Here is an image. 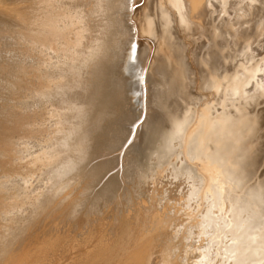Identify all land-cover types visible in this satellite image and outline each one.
<instances>
[{
	"label": "rangeland",
	"instance_id": "obj_1",
	"mask_svg": "<svg viewBox=\"0 0 264 264\" xmlns=\"http://www.w3.org/2000/svg\"><path fill=\"white\" fill-rule=\"evenodd\" d=\"M14 1L10 0L8 3V1L5 0L4 3L7 7L13 8L11 10L14 11V16H6L5 14L0 13V263L16 248H18L20 252L19 256H24L22 254L27 252L31 255L30 259L33 261L37 252L40 251L38 248V239L42 237L41 235H44V233L46 234V231L55 233L56 229L73 230L76 239H78L85 236L92 224H95L98 227L100 223L102 224V227L104 226L103 229H112V232L109 230L111 237H109V239L107 237L110 246H108L107 243L106 250L109 249L108 247L111 248L113 246V248L110 249L111 251L117 249L123 252V250L126 248L125 245H127L126 241L128 242L129 238L134 237L135 239H141L146 237L148 230H150L149 233L152 231L151 229L153 226V228H156L158 224H165L164 226L160 225L162 228L159 226L157 229L158 234H162V242L160 247L165 249L167 254L169 253L165 261L166 264H230L229 261H231L233 255L235 254V251L239 246V242L241 243V241L247 237V233L249 232V235H254L257 233L255 236H258V232H262V230H264L259 228L261 224H258V226L256 223L261 220L260 222L264 224V218H262L264 216V177H262L264 176V114L261 115L259 120L261 122L259 123V126L255 128L253 133H256V137L254 138L255 145L245 148L246 143L248 142L246 135L250 134V129H243L245 132V134L243 132L245 137L235 139V141L240 144V153L243 151L248 156L251 155L249 156L251 158L247 156V160L249 161H251L250 159H252L253 156L255 157L256 154H259L257 152L260 149V155L262 159H260L261 161H258L259 164H242V161H245L237 154V152L233 150H230V152L232 151V153H230L231 155L226 151L229 157L227 153H220L221 156L226 154L228 159L225 157V155V159L224 157L222 158L226 162H228V160H233V158L234 161L236 159V163L235 166L233 165V168H230V166L227 165L231 170L227 168L226 171L227 166L225 167L224 165V169L222 166L220 167V165L217 164L219 160H216L217 163H215V160L208 161L209 157L204 156L207 152V150L204 151V147L206 146L208 149L209 146H213L214 143H212V141L214 138L210 139L208 137L211 133V138L215 130H217L214 133L215 138L216 136H219V134L221 135V139L218 137L216 138L217 140L219 139L218 143L221 141H229L228 136H223L221 131H219V133V129L216 128V125L214 128V124H211L208 119L213 113V105L210 104L214 97L211 92L213 89L205 87L201 75H199L197 80L194 81V88L192 86L193 82L190 80V78H187V81L190 84L187 85V88H183L182 82L181 84L176 82V79L179 77V71L181 72L180 66L184 63L186 58V53L188 52V55L192 56L191 58L195 56L192 48L195 49L196 42L190 37L188 38L187 34L183 33L182 35L187 36L185 38L187 39L186 42H189V44L187 43L184 46V44L180 42V38H182L181 35H177V31H175V34L174 27H171L174 33L170 40V44L167 46V49L164 45L157 44V40L161 41L160 39H155L151 37L152 35L148 36L144 33V35L141 34L144 32L143 29L145 30L144 18H146V16L142 17V14L146 15L147 13V15H149V11L153 19L154 28H157L156 24L159 22L157 15L159 13V9L157 10V7L160 3L164 4L166 1H169L142 0V7L143 5L144 7L140 8L141 10H135V13L137 12L135 14L136 17L139 15L138 18H136L137 22L135 20V22H133V20L129 18V23L131 24L132 22L131 25H135L134 23L138 24L142 31L141 32L139 30L142 36H139L140 38H138V41L140 40V42H143L144 44L146 43L147 47L149 46L148 51L151 50L149 51L151 53V57L153 58V56H155V59H153L155 62L158 60V63L161 60V57L159 56V54H161L160 51L164 52V50H168V57L171 58V63L176 68H178L179 71L173 72L172 70H164L158 67L160 64L157 62L155 64L151 58L152 65H157V69H154V72H156L154 73L155 78H153L159 80L160 83L164 82L163 87L165 86V89L160 88L162 84L158 83L159 81L157 82V80L152 79L153 84L151 87L152 91L150 90V93L153 95L154 90L156 91L153 96L151 95V105L148 101L147 118L143 115L141 116V119L144 120V125L138 130L137 134V140L141 145V148L147 145L146 148L144 147V150H146L145 155L139 162L126 163V169L124 165V172L121 171L120 173L115 174L114 178L107 180V176L101 177L98 175L99 172L97 174V170L92 171V169H94V165L97 164L99 156L102 154V149L105 146L107 139H109L110 128L114 125L112 120V111L114 110V107L117 106L114 105V107H109L105 103L107 87L105 86L106 84L104 81L100 82L98 73L99 62L104 60L103 57L106 56V52L114 50V43L117 37L116 32L121 28V26L116 23L115 13L111 12L116 0H74V4L72 6L73 8L71 9L75 10L76 18L79 22V26L82 27V31L81 33L75 31L74 34L69 33L70 36L78 33V36H73V38L68 36L66 33L65 37L67 35L69 38H67L68 40L66 38L65 39L68 42L71 40L75 41H71L70 44H67L70 48H72L68 49V47H65L66 51L63 50L64 52L67 53V51L70 50L67 54L61 56L63 54L61 53L55 57L52 55L51 59L49 58L50 61H46V59L50 57L46 55V39L43 43V39H40L41 41H39V38L32 36L30 37V40L26 42V40L22 39L23 36L20 35L24 29V26H22L23 24L20 25L21 23L15 22V20L21 22V19H26L24 15L33 9L32 3L34 1H37L35 2L37 8H39L40 5L42 6V1L16 0L18 1L17 3H14ZM38 3H40V5ZM40 8L38 11L36 9L33 10V12L36 11V13H38L36 14L34 12L37 16L39 15V10H41ZM16 10L17 12L19 11L20 14L22 10L23 16L18 15ZM23 10H25V12ZM35 14L33 15L31 12L32 17H34ZM16 15H18V19L16 18ZM40 16H44L46 18L45 13L42 15L40 14ZM139 18L141 24L140 22L138 23L139 20L137 19ZM31 19H35V17ZM24 20L23 23L25 22ZM239 23L240 21H238L237 24ZM237 24H235L234 27H236ZM190 41H193V43ZM149 43H152L153 45L150 47ZM71 44H73V46H70ZM186 47H188V49ZM185 49H187V51ZM157 56L159 59L156 58ZM47 66H49V68ZM159 68L162 70H159ZM165 71H168L166 76L164 75ZM246 71L247 69H240L238 71L239 76L242 78H247L250 73ZM46 74L48 76H46ZM162 75H164V79H162ZM253 76L250 78V85L252 84V87H248L250 80L240 87V89L242 88V91L244 92L242 95H239V91H236V94L235 92L232 93L231 87H229L228 90H225L226 88L222 89L221 97L218 99L219 105L223 103L224 108L229 109L234 105V103L231 101V98H233L236 102H242H238L236 105L242 104V107L244 106L243 109L248 111L247 109L249 108L245 105L249 104L253 98V93H255L258 96V108L263 107L264 105H262L261 101L264 100V84L260 79H253L256 78L255 74ZM167 79H173L174 84L172 87L167 85V83H169V80ZM252 80L255 81L253 82ZM154 82L158 86L160 85L159 88L157 85L154 86ZM255 84L256 87L258 86L256 90L254 89ZM248 88H250V90ZM157 89L160 92H157ZM161 89L163 90L161 91ZM177 91L180 93L179 95H175ZM187 92L188 95L191 96L192 104L190 106L185 105L186 102L183 100L187 97ZM157 95L164 97L163 99L165 101L162 102L163 99H160V97ZM153 97L159 100H156ZM153 99H155L156 103L153 101ZM157 101H161L162 104L161 102ZM171 102H174L176 107V112L171 113L183 115L185 114L184 112L188 111L186 112L187 115H181L180 117V119L183 117H185V119L178 121L180 126H188L185 128L186 130L182 128L184 126L180 127L176 124L175 125L178 127H172L173 123L171 122H173L174 119L168 117L167 114H169V106L166 108V104ZM214 103L217 104L215 101ZM158 105L160 107L166 105V107L163 106L166 109L162 107V110ZM181 105H185V107L183 106L184 108H186V106H189L190 108L188 107L189 110L187 108L183 109L181 108ZM165 110V115L167 116L162 114ZM166 117L169 119L171 118L170 120L172 121L170 122V120ZM188 118L191 120H186ZM207 119L210 124H206L209 123ZM122 121H124V119H122ZM166 121L168 123L170 122L169 124L171 125H168ZM183 121L187 124L185 123V125ZM181 122H183V124ZM212 125L213 128L211 127ZM167 127L169 129L172 127V130L167 129ZM179 127L181 130H183V134L181 133L182 131L180 132ZM208 127L210 129H208ZM211 128L214 131H212ZM164 129L165 131L167 130V132L169 131L170 134L169 132L165 133ZM174 129L177 130L176 133L180 132V134L174 133ZM200 130L203 131L204 136H202V131L200 132ZM204 131H208L207 134ZM258 131L260 132L257 133ZM195 133L199 136L201 134L200 137L197 136L199 140L196 139ZM171 134L172 136L170 137ZM205 134L207 136H205ZM215 134L217 135L215 136ZM113 137L114 136L111 138ZM205 137L207 138L205 139ZM209 139L211 140V143L209 142ZM240 139H245V141ZM241 141L242 143H240ZM190 142H192V144ZM213 142L216 144L217 141L214 140ZM243 143L244 145H241ZM193 148L194 150H192ZM163 149L167 152L163 151ZM189 149L190 151H188ZM191 150L196 152L199 151L197 152L198 154L194 152V154L196 153L195 155L197 156H194ZM172 152L173 154H170ZM159 153L161 154V158H158L160 155ZM201 153L203 154L204 158L207 157L205 158L207 161H204ZM169 154L173 156L168 157L167 155ZM177 155H180V157L182 156L181 158L184 157V159H180V157ZM198 155L202 156L203 160L198 159V157L201 158ZM165 156L168 157L169 162ZM186 156H189L190 158L188 157L185 159ZM194 157L200 160L199 162H202L195 163L197 159ZM163 158L166 159V162H163L165 160H163ZM176 158L177 163L175 161ZM170 161L173 162L172 166H169ZM167 162L168 164H165ZM203 162L205 163L204 165ZM259 165H261V167ZM210 167H212L214 170ZM197 170H199V172ZM202 171L205 175H207L205 176V179ZM211 173H214L212 180L210 177H208L210 175L212 176ZM251 177L253 179H251ZM235 179H238L236 180L238 183L235 181ZM218 183L222 185H219L220 188L218 187ZM245 184H247L246 188ZM254 186L256 187L254 188ZM168 187L170 188V191L175 192L171 193L168 190ZM221 187H224L223 190ZM220 189L222 190L220 191L221 193L218 192ZM214 190H218L216 194ZM213 191L215 195L211 194ZM252 192H256L257 194H251ZM173 193H176V197L175 194L173 195ZM207 194H211V198L212 196L216 197L215 200L213 199L214 197L212 198L214 203L212 199L210 200V198H208L210 196ZM244 194L246 197L250 196L254 199L248 200L250 197H247L246 199ZM217 196L218 198L220 197L219 199H222L223 202L217 199ZM255 197H257V199ZM170 198H172V200ZM179 199L186 205L185 210H183L184 212L182 211V205L178 204ZM260 199H263L262 202ZM209 200L211 201L210 206L211 204L213 205V207L211 206L212 208L209 206L210 209L209 207L207 208L209 205L207 203L210 202ZM171 201H174L177 205ZM215 201L218 203L217 207L215 206ZM247 201H249V203L251 201H255L254 204L256 205H253L256 207L248 204ZM170 202L173 205H170ZM233 202L236 203V205ZM230 203L235 206H240L241 203L247 206L244 205V207L241 204L243 207H236L240 212L237 211L238 215L233 216L235 211H232L231 208L233 205ZM228 204L232 207H229ZM228 207L229 209H227ZM257 207L258 209L261 208L260 210H257L259 213L256 211ZM252 208H255V211ZM170 210H173V212L171 213ZM203 210L205 212L207 211L206 213L210 211L209 214L211 215H207ZM176 212L178 213L179 217H182V219H177ZM156 213L159 214L157 215ZM154 214L157 215V219H160L157 221L158 223H156L154 220L156 218V215ZM222 214L226 215L225 218H223L224 216H222ZM217 215L220 217H217ZM230 215L233 216V218L237 217L235 218L236 221H234L235 219H232ZM239 215H242V218ZM148 216L152 219L150 220ZM158 216L160 217L158 218ZM214 216L217 218H215L217 221L214 219ZM226 217H230L231 219L228 221V218ZM162 218L168 222L166 221V223L165 220H163L165 223L160 222L162 221ZM218 219L221 221H218ZM223 219L226 224L224 226L225 228L222 226V224L224 225ZM141 220H143V223L140 222ZM152 220H154L153 224L156 226L151 224ZM172 220L174 222H172ZM231 220L234 222V225L232 224L233 222ZM239 220H241V223ZM138 221L141 223V226L144 229L141 228L140 224L138 225ZM169 221H171L173 224L171 222L169 224ZM204 221H207V223L205 222V224L202 223L201 225V222ZM182 222L183 224H181ZM238 222L240 224H237ZM244 222H246V224ZM145 223L147 224L144 225ZM220 223L221 225H219ZM227 223H229V225ZM135 224L138 225L136 230H131L130 226L132 225L131 228L133 229ZM166 225L167 227L165 228ZM253 225L255 228L257 227L258 232L255 228H253ZM144 226H146V228ZM147 227L149 229H147ZM261 227L264 228V225H261ZM139 228H141V231ZM219 228L223 229L220 230ZM251 228H253V230ZM218 229L220 233L218 232ZM231 229H235V231ZM228 230H230V232L233 231L232 234ZM251 230L252 232L254 231L252 234H250ZM166 231L168 232L166 233ZM96 232L98 231L96 230ZM142 232H144V234H142ZM163 232L164 234H167V236L164 235ZM174 233H176V235H174ZM155 234L157 235V233ZM29 235L32 236L29 238L36 239L35 242L38 245L36 243H33L32 246L25 244V242L28 240L27 236ZM262 236L264 237V234L262 235V233H259L258 237L263 238ZM241 237H243L242 240H239ZM110 238L111 240H115L111 241ZM152 238H155V235ZM120 239L123 241H120ZM110 242H112L114 245L111 246ZM118 242L123 245L125 243L126 244L124 246H120ZM263 245L264 244L262 243V248L264 247ZM118 246L120 248L122 247V249L124 247V249L121 250L120 248H115ZM155 247L157 248V246ZM124 251L127 250L125 249ZM147 251H149L148 246L146 247L145 252ZM261 251L263 252L264 250L261 249ZM262 255L263 259L264 252ZM262 259L260 258L259 262L263 261L264 264V260ZM165 262L163 264H165Z\"/></svg>",
	"mask_w": 264,
	"mask_h": 264
},
{
	"label": "bare ground",
	"instance_id": "obj_2",
	"mask_svg": "<svg viewBox=\"0 0 264 264\" xmlns=\"http://www.w3.org/2000/svg\"><path fill=\"white\" fill-rule=\"evenodd\" d=\"M7 1L9 3L10 0H7ZM15 1H14V3H17L18 2V1H16V2ZM41 1H42V6L40 5V3H38L41 6V8L39 6V8L41 10H39V15L38 16L36 15V14H38V13H36V11H34L36 14L33 12L34 9H36L37 11L39 9V8H37L36 3H35L37 1H34L32 3L33 4V6H32L33 9H31V11L28 10L29 12L26 13V14L23 13V14L26 15V16L24 15V17L26 18L25 20L24 19H21V18H20L21 19V22L18 21V20L16 21L15 19L14 20L17 23H21L20 25L23 24L22 26H24V29L22 30V34H20V35L23 36L22 39L26 40V42H28L30 40V37H32V36H34L35 38H39V41H41L40 39H43V41H42L43 43L45 42V39H46V42H45V44H46V53H47L46 55L50 56V57H48L46 59V61L47 60L50 61L52 55H54V57H55V56L60 55L61 53H63L61 55V56H63L65 54H67L68 51H70V50H68L70 47L67 45V44H70L71 41H72L71 39H69V40H71L70 42L67 41L68 40L67 38H69L68 36H70L69 33L74 34V31L75 32H78V33H81L82 27L79 26V22H78V20L76 18L75 10L74 9H71V8H73L72 6L74 4L73 3L74 0H41ZM41 1H39V2H41ZM4 3H5V0H0V13L5 14L6 16L7 15L8 16L9 15L10 16L11 15L14 16L13 15L14 11L11 10L13 8L7 7ZM162 4L163 3H160L158 5V7H157V10L159 9V13L157 12L158 13L157 15H158V18H159V22L156 24L157 28H154L153 19L151 17V13L149 11H148L149 15H147V13H146L147 10L145 11L146 15H143L142 13H140V14H142V17L143 16L144 17L146 16V18H144L145 19V26H144L145 30L143 29L144 32L141 31L140 26H138V24L134 23L135 25H131L132 22H131V24L129 23V18L132 19L133 22H135L136 21V18H138L139 15L137 14L138 16L136 17L135 14L137 12L135 13V10H129V8L127 7V0H116L115 5L113 6V9H111V12H114L115 13L116 23L119 24L121 26V28L119 30H117V32H116L117 37H116L115 43H114L115 44L114 45V50H110V51L106 52L107 53L106 56L103 57L104 60H102L101 62H99L98 73H99L100 82L101 81H104V83L106 84L105 86L107 87V93H106V96H105V103L109 107L110 106L111 107H114V105H117V106L114 107V110L112 109L113 110L112 111V116H113L112 117V120H113L114 125H113V127L110 128V136H109V139H107V141L105 143V146L102 149V154H101V156H99V160H98L97 164L94 165V167H93L94 169H92V171L97 170V174L99 172V174H98L99 176H101V177L107 176V180H109L111 178H114V175L115 174L120 173L121 171L124 172L125 171L124 170V165L126 163H129V162H139L144 157L145 151H146V150H144V147L146 148L147 145H145L144 147L141 148V145L138 143V140H137L138 130L133 131L131 133V135H130V129L132 127V123L136 120L137 116H140V117L142 116L141 113H143V116H145L147 118V115H148V113H147V111H148V101H149L148 95L151 94L150 93V90H151V87H152V84H153L152 83L153 82L152 79L155 78L154 77L155 76L154 73H156V72H154V69H157L156 68L157 65H154L153 66L152 63H151V58L152 57H151V53L149 52L151 50L148 51V47L149 46L147 47V44L146 43H145L146 44L145 45L143 42H140V40L138 41V38H140L139 36L141 34H143V33L144 34H147L148 36L149 35L150 36L152 35L151 37H153L155 39H160L161 40V41L157 40V44L158 45H164L165 48L167 49V46L170 44V40H171L172 35H173V33L175 31H177V35L178 34L181 35L182 38H180L181 39L180 42L182 44H184V46L187 43L189 44V42H186L187 39H185L188 36V38L190 37L191 39H193V41L196 42L195 48L198 46L199 43H203L204 41H206L208 39V36L211 35L212 41L216 45V49L218 50L219 56H220V59L215 62V66L214 67H205L204 71L201 72L199 75L202 76L203 83L205 84V87L206 88L213 89V91H211V92L214 95V97H213V100L210 103L211 105H213V113H212V115L209 113L211 116L208 119L211 122V124H214V128H215V125H216V128L219 129L218 132L221 131L223 133V136H226V137L228 136L229 141H221L220 143H218L219 139H221L220 138L221 135L219 134V136H216L217 134H215L216 138L217 137L219 138L218 140L214 137V133L217 130L214 131L212 129L213 128V125H212L211 126L212 127L211 130L214 131V133H213L212 138L210 137L212 133L208 137L210 139H213L214 138L213 141L216 140L217 142L215 144V142L212 141V143H214V144H213V146L211 145V147L209 146L208 149L206 148V146L204 147L205 148L204 151L207 150L206 155H204V156H208L209 157L208 158V161H211V160L212 161L219 160L218 163H217V161L215 163L219 164L220 167L222 166L223 169L227 165L230 166V168H233V165L235 166L236 159L234 161V158H233V160H228V162H226V161H224L222 159L224 157V155L226 157V154H224L223 156L220 155V153L222 154V152H224V153L229 152V154H230V153H232V151L230 152V150H233V151L237 152V154L245 161V162L242 161V164H245V163H247V164L248 163H252V164L254 163V165L257 164L258 161H261L260 159H262V157L260 155V149L258 148L259 151L257 152L259 154H256V152H255V154L258 155V156H256V155H255V157L253 156V158L250 159L251 161H249V160H247L248 159L247 158L248 155L245 152L242 151L240 153V146H239L240 144H238L237 141H235L236 138H240V137L243 138V137H245V135H244L245 132H244L243 129H248V130L250 129V132H249L250 134L246 135V138L248 139L247 140L248 142L246 143V147L245 148H249L250 146L255 145L254 144V138L256 137V133L255 134H253V133L255 131V128L258 127L259 126V123L261 122V121H259L261 115L264 114V106L261 107V108H258V106H257V104H258L257 103L258 102L257 101V99H258L257 94L253 93V95H252L253 98L249 102V104H247V105L244 104L245 106H248V108H249V109H247L248 111H246V110L243 109L244 106L242 107V104H240L242 102H240V101H237L236 102L233 98H231V101L234 103V105L231 108H229V109L224 108V104L223 103L221 105H219L218 99L221 97V91H222V89L226 88L225 90H228L229 87H231L232 93L235 92V94H236V91H239V95H242L244 92L242 91V88L240 89V87H242L244 83H246L247 81H249L250 78L254 74H255V77L256 78H253V79H260L263 82V84H264V52L259 51L260 49L264 48V40H260L259 39V36H260L261 32L264 31V3H262L261 5H259V7L257 5H254L253 0H169V1H166L163 5ZM23 6H25V5H23ZM143 7H144V5H143ZM143 7H141V8H143ZM144 9H143V11H144ZM23 11L25 12V10H23ZM26 11H27V9H26ZM16 12H17V10H16ZM31 12H32L33 15L35 14V16H34L35 19H31V18H34V17H32ZM17 13H18V15L23 16L22 15V10H21V14L19 13V11ZM43 13H45L46 18L44 16H40V14L42 15ZM18 15H16V18L17 19H18V17H17ZM23 20L25 21L24 23H23ZM137 20H139L138 23L140 22V24H141L140 18L137 19ZM238 21H240L239 24H237ZM253 23H255V25H256L255 33L249 34L250 33V29L252 28ZM235 24H237L236 27H234ZM171 27H174L176 30L174 29V32H173V30H172ZM142 28H143V26H142ZM154 29H157V30H154ZM66 33L68 34V36L66 35V37H65V34ZM78 33H76L73 36H76ZM183 33L187 34V36L186 35H182ZM241 33H244L248 37L247 39H243L242 44L240 42V34ZM175 34H176V32H175ZM73 36H70V37L73 38ZM130 38H131L132 43H134V44H136L138 46V48H137L138 56H139L140 60L143 62L142 66L145 69H147V73L145 74L146 82L143 85H135V84L130 85L131 92L128 95H125L124 91L118 87V85H119V78L117 76V72H118L117 65L120 63V59L124 55L125 48L127 47ZM193 41H190V42L193 43ZM72 42H75V41H72ZM221 44L223 45L222 47H221ZM152 45L153 44L151 43L150 44V47ZM70 46H73V44H71ZM65 47L66 48L68 47L67 53L64 52V51H66V48ZM186 48L188 49V47H186ZM187 49H185V50L187 51ZM189 49H190V47H189ZM192 50H193V48H192ZM160 53L161 54H159V56L161 57V60L159 61V63L157 62L158 60H156V62L158 64H160V65H158V67H160V68H162L164 70L165 69L166 70H169V71L172 70L173 72L179 71L178 68H176L171 63V58L168 57V55H169V51L168 50L167 51L164 50V52L163 51H160ZM189 54H190V52H189ZM191 54H192V51H191ZM154 57L155 56H153V58ZM191 57L192 56L191 55H188V52H187L186 53V58L184 60V63L181 64V66H180L181 72L179 71V77L176 79L177 80L176 82H178V84H181V82H182L183 88H185V87L187 88V85L189 84L188 81H187V78H190V80L194 83V81H196L197 78L199 77L193 71L192 63H191L195 59V56L193 58H191ZM153 58H152V61L155 62L154 61L155 58L154 59ZM156 58L159 59L158 56ZM48 62H46V63L49 64L50 62L49 63ZM156 62H155V64H156ZM47 67L49 68V66H47ZM160 68H159V70H162ZM243 68L244 69H247L246 72L250 73L247 76V78H242L238 74V71L240 69H243ZM164 70H163V72H164ZM46 71L48 72L47 69H46ZM167 72L165 71V74H164L165 76H166V73ZM205 73H206V75H205ZM164 75H162V77H163L162 79H164ZM46 76H48V75L46 74ZM168 76H167V78H168ZM165 79H166V77H165ZM154 80H157V79H154ZM167 80H169L168 81L169 83H167V85H169L170 87H172L173 84H174L173 79H167ZM158 81L159 80H157V82ZM252 81L254 82L255 80H252ZM158 83H160V81ZM163 83H160V84H162L160 88L165 89L164 88L165 86L163 87ZM197 83H198V81H197ZM250 83H251V80L249 82V86L248 87H250V86L252 87V84L250 85ZM154 84H155L154 86L157 85L155 82H154ZM159 86L157 85L158 88H159ZM257 87H256V84H255V88L254 87L253 88L256 90ZM163 89H161V91ZM244 89H246V88H244ZM248 89L250 90V88H248ZM155 91L156 90H154V92H153L154 94H155ZM132 92H137V93H141V94L140 95H132L131 94ZM157 92H160V91L157 89ZM156 94H158V93H156ZM179 94L180 93L177 91L175 95H179ZM119 95H120V97H119ZM157 96H155V97L156 98L160 97V96H158V97ZM155 97H153V98H155ZM161 98L163 99L164 97H160V99ZM155 99H153L154 102H155ZM156 100H159V99H156ZM183 100L186 102L185 105H189L190 106L192 104L191 96L188 95V92H187V97L185 99H183ZM161 101H157V102H161ZM164 101L165 100L163 99L162 102H164ZM214 101L217 102V104H215ZM162 102H161V104H162ZM238 102H240L239 103L240 105H236V103L238 104ZM149 104L151 105V103H149ZM168 104H166L167 107H166V105H163V106H165L166 108H168V106H169V110L168 109L167 110L169 111L170 116H169V114H167V115H168V117H171L174 120H173V122H171L172 121V120H170L171 118L170 119L168 117H166V118H168L170 120V122L173 123L172 127L173 126H176V125H179L180 126V124H179L178 121L181 120V119L182 120L185 119V117H183V118L180 119V117H181L182 114L177 115L176 113H174V114L171 113V112H176L175 111V109H176L175 103L174 102H171V103H168ZM185 105H181V108H183V109H186L187 108L189 110L190 107L188 106L189 107L188 108L186 106V108H184ZM162 107H160V108L162 109ZM165 107H163V108H165ZM211 108H212V106H211ZM163 112L164 113H162V114H164V116H167V115H165L166 110L163 111ZM186 112H188V111H186ZM186 112H184V113L186 114ZM185 114H183L182 116H184ZM209 114H207V115H209ZM205 116H206V113H205ZM189 118L186 119V120H191ZM122 119H124V121H122ZM208 119H207V121H208ZM183 122H181V123L183 124ZM186 122H184V124ZM210 122L209 123H206V124H210ZM166 123L168 125H171L167 121H166ZM182 126H184V125H181L180 127H182ZM168 127H170V126H168ZM168 127H167V129H169ZM172 127L170 128L171 130H172ZM176 127H178V126H176ZM180 127H179L180 132L182 131L181 133L183 134V130H181ZM187 127L188 126L186 125V127L184 126L182 128L185 129ZM165 129H164V131H165ZM176 129H178V128H176ZM176 129H174L175 132L174 131H172V132L176 133V131H177ZM208 129H210V128L208 127ZM201 131L202 130H200V132ZM168 132H167V130L165 131V133H168ZM180 132H178V133L180 134ZM207 132H205V133L207 134ZM243 132H244V134H243ZM259 132L260 131H258L257 133H259ZM174 133H173V135H174ZM178 133H176V134H178ZM169 134H170V132H169ZM201 134H202V136H204L203 135L204 134L203 131H202ZM201 134H200V136H201ZM206 134H205V136H207ZM241 135H243V136H241ZM112 136H114V137L111 138ZM171 136H172V134L170 135V137ZM195 136H196V139L199 140V138L197 137L199 135L196 134ZM206 138L207 137H205V139ZM126 139L127 140H130L131 143L125 144ZM174 139H176V138H174ZM183 139H184V137H183ZM2 140H3V138H2ZM240 140L245 141V139H240ZM207 141H206V143H207ZM13 142H14V140H13ZM171 142H172V140H171ZM202 142H203V139H202ZM209 142L211 143V140ZM190 143L192 144V142H190ZM240 143H242V141ZM244 143L241 144V145H244ZM122 144L125 145L123 148L121 147ZM181 146H183V145H181ZM193 146H194V144H193ZM241 149H244V148H241ZM192 150H194V148ZM163 151H165V150L163 149ZM188 151H190V149ZM255 151H256V149H255ZM165 152H167V151H165ZM194 152H196V151H192V154H194ZM197 152H199V151H197ZM170 154H173V152L170 153ZM177 154H178V152H177ZM195 154H194V156H197ZM204 154H205V152H204ZM157 155H158V153H157ZM169 155H167V156L168 157L173 156V155H170V156ZM200 155H198V156H200ZM227 155H228V153H227ZM177 156L180 157V155H177ZM202 156H203V154H202ZM202 156H200L201 158L198 157V159L201 160L202 159ZM204 156H203V158H204ZM235 156H236V154H235ZM249 156H251V155H249ZM168 157H166V159H168ZM179 157H177V158H179ZM181 157H180V159H184V157L183 158H181ZM188 157L186 156L185 159H187ZM192 157H193V155H192ZM225 157H224V159H225ZM228 157H229V155H228ZM158 158H161V154L158 156ZM177 158L175 159V161L177 160ZM205 158H207V157H205ZM205 158H204V161L205 160L207 161V159H205ZM231 158H232V156H231ZM249 158H251V157H249ZM164 159L165 158H163V160ZM166 159L164 161L163 160L162 161L163 162H166ZM195 159H197V158H195ZM198 159L195 161V163L196 162L198 163L200 161ZM238 160H239V158H238ZM168 162H169V159H168ZM168 162L165 163V164H168ZM178 162H181V161H178ZM201 162H199V163H201ZM238 162H240V161H238ZM170 163H169V166H172L173 165L172 164L173 162L170 161ZM176 163H177V161H176ZM232 163H234V164H232ZM204 164L205 163L203 162V165ZM239 164H241V163H239ZM206 166H208V165H206ZM228 166L226 167V171H227V168H229ZM259 166L261 167V165H259ZM210 168H212V167H210ZM254 168H255V166H254ZM125 169H126V165H125ZM208 169H209V167H208ZM215 169H217V168H215ZM234 169H235V167H234ZM197 171L199 172V170H197ZM248 171H247V173H248ZM95 172H93V173H95ZM207 172H210V171H207ZM228 173H229V171H228ZM247 173H245V174H247ZM203 174H204V172H203ZM206 174H208V173H206ZM213 174H212V176L211 175L208 176V177H210L211 180L213 178ZM254 174H256V173H254ZM166 176H168V175H166ZM203 176H204V179H205V176H207V175L204 174ZM162 177H164V176H162ZM252 177H254V176H252ZM252 177H251V179H253ZM262 177H264V176H262ZM238 179H235V181L238 180ZM217 180H219V179H217ZM208 181H209V179H208ZM255 181H254V184H255ZM236 182L238 183V181H236ZM219 183H218V187L220 185ZM221 184H222V182H221ZM249 184H250V182H249ZM246 185L247 184H245V188H246ZM262 185H263V183H262ZM212 186H214V185H212ZM220 186H222V185H220ZM259 186H261V185H259ZM169 187H171V186H169ZM255 187L256 186H254V188ZM223 188L224 187H221L222 190H223ZM254 188H253V190H254ZM166 189H167V186H166ZM221 189L219 191L218 190L217 191L220 192V191H222ZM168 190L170 191V188ZM249 190H251V189H249ZM207 191H209V190H207ZM214 191H215V194H216L217 191L216 190H214ZM214 191H213V193H211L212 195H215L214 194ZM170 192L172 193V192H175V191H170ZM250 192H247V193H250ZM254 193L257 194L256 192H254ZM254 193L252 192L251 194H254ZM174 194H175V197H176V193H173V195ZM207 195H209V194H207ZM260 195H262V194H260ZM171 196H172V194H171ZM242 197H241V199H242ZM245 197H246V195H245ZM247 197H250V196H247ZM247 197H246V199H247ZM252 197H254V196H252ZM172 198H170V199L172 200ZM208 198H210V200L212 198L215 200L216 197L215 196H212V198H211V196H210ZM219 198L217 196V199H219ZM255 198L257 199V197H255ZM213 199H212V201L214 203V200ZM246 199H245V201H246ZM249 199H252L253 200L254 198H251L250 197V198H248V200ZM219 200H221L223 202L222 199H219ZM260 200L262 202L263 199H260ZM171 202H170V205H173V204H171ZM247 202H248V204L253 205L255 201L254 202L251 201L250 203H249V201H247ZM210 203H211V201L209 203H207V204H209L207 206V208L210 206ZM215 203H216L215 206L217 207V204H218L217 201H215ZM224 203H225V201H224ZM174 204H175V202H174ZM178 204H181L182 205V207H183L182 208V211L185 210L186 205H185V203L183 201H180V199H179ZM221 204H223V203H221ZM234 204L236 205V203H234ZM241 204H240V206L239 205L238 206H235V205L231 204V205H233V207L231 205L229 206V204H228L229 207H232L231 208L232 211L233 212L235 211L234 213L231 211L234 214L233 216L238 215L237 214V211H238L237 208L238 207H243L245 205V204L244 205L242 204L243 206H241ZM175 205H177V204H175ZM254 205H256V204H254ZM211 206L213 207L212 204H211ZM245 206H247V205H245ZM248 206H250V205H248ZM210 207H209V209H210ZM229 207L227 209H229ZM254 207H256V206H254ZM205 208H206V206H205ZM205 208H204V210H205ZM234 208H235V210H234ZM168 209H169V207H168ZM214 209H216V208H214ZM260 209H258V207H257L256 211L257 210H260ZM173 210L172 211L170 210L171 213L173 212ZM179 210H181V209H179ZM206 210H208V209H206ZM253 210H250V211H253ZM180 212H179V214H180ZM209 212L206 213V214L210 216L211 214H209ZM226 212H227V210H226ZM238 212H240V211H238ZM245 212H247V211H245ZM215 213H216V211H215ZM156 214H154V215H156ZM224 214L229 215L227 213H224ZM243 214H244V212H243ZM154 215H152V216H154ZM157 215H156V218L154 219L156 221V223H158L157 221L160 220V219H157ZM212 215H213V213H212ZM226 215H223L222 214V216H224L223 218H225ZM231 215H230V217L232 219L237 218V217L233 218V216H231ZM159 217L160 216H158V218ZM175 217H176V215H175ZM178 217H179V215L177 213V219H180V218L182 219V217H179V218ZM217 217H220V216L217 215ZM230 217L229 218L226 217V218H228V221H229V219H231ZM252 217H253V215H252ZM260 217H262V216H260ZM215 218L216 217L214 216V219ZM262 218H264V216ZM151 219L152 218H150V220ZM243 219H244V217H243ZM250 219H251V217H250ZM154 220H152V223L151 224H153V221ZM163 220H165V219L162 218V221H160V222L163 223L164 222ZM169 220H171V219H169ZM173 220H174V218H173ZM173 220H172V222H174ZM142 221L143 220H141L140 222L143 223ZM166 221L167 220H165V222ZM207 221L201 222V225H202V223H204V224H205V222L207 223ZM216 221H215V223H216ZM218 221H221V220L218 219ZM234 221H236V219ZM239 221L241 223V220H239ZM260 221L259 222H256L257 225L258 224L259 225L260 224L261 225H264ZM170 222L171 221H169V224H170ZM223 222H224V219H223ZM141 223H139V221H138V225L140 224V226H141ZM221 223L219 225H221ZM240 223L238 222L237 224H240ZM244 223L246 224V222H244ZM256 223L254 222L255 225H256ZM146 224L147 223H145L144 225H146ZM174 224H176V223H174ZM181 224H183V222ZM227 224L229 225V223H227ZM232 224L234 225V222ZM232 224H230V225H232ZM138 225L137 224H135V226L133 225L134 226L133 229L131 228L132 227V225H131L130 226V229L131 230H136V227ZM153 225H155V224H153ZM160 225L158 224L157 227H159ZM164 225L162 224L161 226H164ZM225 225L226 224L224 222V225L222 224L223 228H225L224 227ZM250 225H252V224H250ZM261 225L259 226V228L260 229H264L263 227H261ZM150 226H152V225H150ZM161 226H160V228H162ZM172 226H174V225H172ZM185 226H186V224H185ZM103 227H102V224H100V223H99L98 227H97V225L92 224L90 226L89 230L87 231V233L85 234V236L84 237L81 236L82 238H78V239H76V236L74 235L73 230L56 229V232L55 233H53V232H47L46 231V234L44 233V235H41L42 237H40L38 239V241H39L38 242L39 243L38 248H39L40 251L37 252V254L34 253V254H36V257L34 256L35 259L33 261H32V259H30L31 255L28 254L27 252H25V253L22 254L24 256H19V253L20 252H19L18 248H16L17 250L16 249L13 250L5 259H3L1 261L0 264H163L166 261L167 255L169 253L167 254V251L165 249H163V248L160 247L161 242H162V234H160V233L158 234L157 227L156 228H153L154 227L153 226L152 229L150 228L152 231L149 233L150 230H148V234L146 235V237H143L141 239H135L134 237L133 238H129L128 239V242L126 241L127 245H125L126 243L124 242L125 243L124 245L126 247L125 249L127 251H124L125 250L124 247H123L124 250L122 249V247L121 248L119 246L118 247H115V248H118V249L120 248L121 250H123V252H121V251H119L117 249L111 251L110 249L113 248L112 245H114L112 242H110L112 247L111 248L108 247L109 249H107V250H110V251H107L106 250V246H107V243H108V239H109V237H111L110 231L112 229L110 228L109 225H108V227L110 229H103ZM144 227L146 228V226H144ZM166 227H167V225L165 226V228ZM180 227H178V228H180ZM105 228H106V226H105ZM141 228H143V227L141 226ZM141 228H139V230ZM223 228H219V229L221 230ZM253 228H255V226ZM253 228H251V229L253 230ZM147 229H149V228L147 227ZM169 229H170V227H169ZM219 229H218V232H219ZM249 229H250V227H249ZM255 229L257 230V227ZM96 230L98 232H96ZM106 230H108V231H106ZM137 230H138V228H137ZM166 230H168V229H166ZM231 230H233V229H231ZM252 230H251L250 234H252L254 232V231L252 232ZM142 231H144V230H142ZM145 231H146V229H145ZM168 231H166V233ZM228 231L230 232V230H228ZM233 231H235V229ZM233 231H231L230 233L232 234ZM257 232H258V230H257ZM263 232H264V230H262V232H258V236H259V233H262V235H263L264 234ZM145 233H147V232H145ZM155 233H157V235ZM142 234H144V232H142ZM153 234L155 235V238H157V239L152 238V237H154ZM163 234H164V232H163ZM242 234H243V232H242ZM242 234H240V235H242ZM247 234H248V235H246L247 237H245L243 239V241H241V243L239 242V246L240 247L239 246L237 247V250L235 251V254L233 255L231 261H229L230 264H263V261L262 262L260 261L261 262L260 263L259 260H260V258L262 259V257H263L262 254H263L264 251L262 252L261 249L264 250V247L262 248L261 245H262V243L264 244V239H263L264 237L262 236L263 238H260L257 235L255 236V234H257V233H255L254 235H249V232H248ZM164 235L167 236V234H164ZM174 235H176V233H174ZM112 236H113V234H112ZM29 237H32V236L31 235L27 236V239L28 240L27 239L26 240L28 241V243L26 241L25 244L26 245L29 244V245L32 246L33 243H36L35 242L36 239L29 238ZM107 237H108V239H107ZM242 238L243 237H241V239H239V240H242ZM110 240H111V238H110ZM114 240H111V241H114ZM118 240H119V238H118ZM121 240L122 239H120V241ZM116 243H117V239H116ZM116 243H115V245H116ZM119 245L120 246L121 245L124 246L123 244H120V243H119ZM108 246H110L109 243H108ZM147 246H148V250L149 251L145 252ZM155 246H157V248ZM25 256H26V258H25ZM169 256H168V258H169ZM170 260H169V263H170ZM262 260H264V258ZM165 264H166V262H165Z\"/></svg>",
	"mask_w": 264,
	"mask_h": 264
},
{
	"label": "snow or ice",
	"instance_id": "obj_3",
	"mask_svg": "<svg viewBox=\"0 0 264 264\" xmlns=\"http://www.w3.org/2000/svg\"><path fill=\"white\" fill-rule=\"evenodd\" d=\"M254 5H261L264 3V0H253ZM127 7L129 10H139L142 7V0H127ZM256 25L253 23L252 28L250 29L249 34L255 33ZM247 35L244 33L240 34V42L242 44L243 39H247ZM260 40H264V31L261 32L259 36ZM223 45L221 44V47ZM138 46L132 43L131 38L129 39L128 45L125 48L124 55L120 59V63L117 65L118 72L117 76L119 78L118 87L122 89L125 95H128L131 92L130 85H143L146 82L145 74L147 69H145L140 60L137 51ZM195 53V59L191 62L193 71L199 76L201 72L204 71L205 67H214L215 62L220 59L219 52L216 49V45L212 41L211 35L208 36V39L203 43H199L198 46L193 49ZM259 51L264 52V48ZM206 75V73H205ZM194 88V83H193ZM132 95H140L141 93L132 92ZM152 97L149 95V103H151ZM264 105V100L261 101ZM143 115V113H141ZM144 125V120L140 116H137L136 120L132 123L130 129V135L133 131L139 130ZM131 143L130 140L125 141V144ZM125 145L122 144L123 148Z\"/></svg>",
	"mask_w": 264,
	"mask_h": 264
}]
</instances>
